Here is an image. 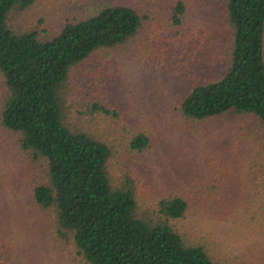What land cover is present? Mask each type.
I'll list each match as a JSON object with an SVG mask.
<instances>
[{
    "label": "trees",
    "instance_id": "obj_1",
    "mask_svg": "<svg viewBox=\"0 0 264 264\" xmlns=\"http://www.w3.org/2000/svg\"><path fill=\"white\" fill-rule=\"evenodd\" d=\"M35 1L0 0L5 88L0 126L36 165L30 189L35 203L53 218L54 239L69 249L73 264H224L209 245L173 224L190 209L185 194L162 197L155 210H141L136 181L130 172L114 176L111 163L142 153L151 136L127 126L102 97L82 98V115L80 110L73 115L71 74L100 54L150 60L171 84L177 82L166 111L173 121L232 114L252 116L264 128V0H220L214 32L197 44V31L187 26L188 0H176L171 15L154 21L133 4L112 3L67 21L46 38L8 23L11 13ZM173 45L176 52H169ZM199 53L206 59L194 64ZM106 122L114 126L102 129ZM247 193L238 220L244 229L264 235V178ZM253 259L252 264H264V252Z\"/></svg>",
    "mask_w": 264,
    "mask_h": 264
},
{
    "label": "rangeland",
    "instance_id": "obj_2",
    "mask_svg": "<svg viewBox=\"0 0 264 264\" xmlns=\"http://www.w3.org/2000/svg\"><path fill=\"white\" fill-rule=\"evenodd\" d=\"M117 2L133 4L142 13L149 11L154 21L171 15L176 0H36L30 8L11 13L8 23L16 31L36 29L46 38L67 21L81 20ZM188 2L187 26L201 34L195 35L197 44L214 32L221 3ZM175 45L168 51L176 52ZM98 56L71 74L68 98L73 115H79L78 110L82 115V98L102 97L121 113L127 126L145 130L152 138L142 153L112 162L114 176L130 172L144 211L155 210L162 197L185 194L190 209L185 219L173 221L176 228L192 240L205 242L224 264L254 263L253 257L264 252V242H259L264 235L244 229L237 213L247 206L248 186L264 178V128L252 116L232 114L204 122L173 121L166 111L177 82L171 84L167 73L139 57ZM205 59V53H199L193 62ZM167 65L171 68V63ZM4 93L0 76V106ZM110 126L106 122L101 127ZM35 166L0 126V264H73L69 249L54 239L50 213L33 199Z\"/></svg>",
    "mask_w": 264,
    "mask_h": 264
}]
</instances>
